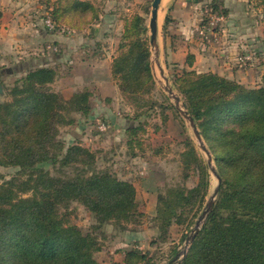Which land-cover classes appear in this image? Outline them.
I'll list each match as a JSON object with an SVG mask.
<instances>
[{"label":"rangeland","instance_id":"obj_1","mask_svg":"<svg viewBox=\"0 0 264 264\" xmlns=\"http://www.w3.org/2000/svg\"><path fill=\"white\" fill-rule=\"evenodd\" d=\"M153 1L9 2L14 6L11 16L6 18L12 23L10 27H22L21 23L13 24L19 20L24 22L26 19L32 25L38 19L47 34L44 44H55L53 42L57 40V44L61 42L63 46L50 44L41 53L60 56L55 67H44L56 74L53 83L48 86L49 90L68 100L76 95L89 96V114L70 112L64 120L72 118L74 123L60 124L57 140L66 145L79 143L89 148L97 155L96 170L108 171L119 180L133 184L137 190L138 206L143 217L140 224L128 225L127 230L110 222L94 229V216L79 203H72L62 210L71 224L97 237L100 251L95 256L103 264H125L124 260L128 261L131 253L146 257L138 264H169L174 259L176 262L173 264L182 263L187 242L194 235L197 222L218 187V178L209 167L207 156L199 147L190 125L161 86L160 83L165 80L159 69L164 70L170 85L184 103L179 87L182 80L189 79L192 73L216 74L246 89L264 88V0H162L158 15L160 66L154 61L155 50L151 46L149 24ZM22 9L28 10L27 16ZM0 12L2 22L5 17L1 5ZM121 13L124 25L117 31L115 24ZM49 20L52 27L48 25ZM98 23H101L98 32L87 35V46L81 44L76 35L86 27L94 30V25ZM4 28L7 29L6 26ZM17 35L12 39L13 53L7 55L0 52V82L4 89L0 102L12 101L13 89L23 84L27 72L40 69L34 68L35 61L28 56L39 54L30 50L34 48L32 42L26 45L18 40ZM72 37V43H68ZM29 38L33 39L32 35ZM17 46H28L29 49L19 53ZM81 47L83 50H80ZM66 49L72 50V63L66 57ZM111 50L116 53L114 60L118 55L126 56L116 66L114 60L111 63V75L114 77V72L121 85L126 78L132 85L137 84L132 77L133 63L145 50L150 55L153 81H146L134 97L123 94L119 89L120 96L115 101L103 100L100 104L94 83H91L93 73L89 69L93 70L101 57ZM59 78L63 81L59 82ZM62 89L66 90L65 94ZM102 104L109 112L101 109ZM130 126L139 128L135 137L126 133ZM202 137L213 156V167L220 175L213 143ZM187 157L189 159L185 163ZM18 171V168L0 167V183L10 180ZM203 174L208 180L207 191L194 193L185 212L177 210L178 220L173 218L167 234L162 235L159 228L162 225V217L158 214L159 196H165L171 188L191 192L199 186ZM218 198L219 193L216 202ZM135 259L131 258V263Z\"/></svg>","mask_w":264,"mask_h":264},{"label":"trees","instance_id":"obj_2","mask_svg":"<svg viewBox=\"0 0 264 264\" xmlns=\"http://www.w3.org/2000/svg\"><path fill=\"white\" fill-rule=\"evenodd\" d=\"M125 57L118 55L115 66ZM133 66L136 85L127 78L121 85L114 72L113 78L123 94L134 97L146 81H153L149 52L139 54ZM27 73L13 89L12 101L0 102V167L19 169L0 183V264H103L95 256L100 251L97 237L71 224L62 210L79 203L94 216V229L110 222L127 230L143 217L137 190L96 170L97 155L89 148L57 140L60 124L74 123L64 120L70 112L89 114L88 94L68 100L50 91L56 76L50 68ZM182 81L187 108L213 143L222 183L180 264H264V88L246 89L212 73H192ZM138 131L126 129L131 137ZM207 188L203 174L193 191L171 188L159 196L162 235L173 218L178 220L175 212H185L193 194ZM127 258L125 264H138L146 257L131 253Z\"/></svg>","mask_w":264,"mask_h":264},{"label":"crops","instance_id":"obj_3","mask_svg":"<svg viewBox=\"0 0 264 264\" xmlns=\"http://www.w3.org/2000/svg\"><path fill=\"white\" fill-rule=\"evenodd\" d=\"M11 0H0V5L2 6V9L4 11V17L3 21L0 22V32H2L0 34V52L1 53H7V55H10V53L12 52V46H13V41L12 39L17 35L18 40L21 41L22 43H27L29 44L30 42H32V45L34 48H30L31 51H35L38 52L39 54L35 57V55L33 54H29V57H32L31 61H35L34 68L39 67V68H44V67H55L58 59L60 58L59 55L53 54V53H48V54H41L44 47L47 46H51L50 44L52 43H48V44H44L46 41V39L44 38L45 35H47L45 33V30L41 28L40 24H39V20H36V23L30 25V23H28V21L25 19V21L23 22L19 20V22H13V24H17V23H21L22 27H19L17 25L10 27V25H12V23H9V21H7L6 18H8V15L11 16V12L14 11V6L11 4H9ZM24 1H31V0H24ZM33 3V2H30ZM12 7V8H11ZM22 11H25V15L27 16L28 13L26 9H22ZM21 13V11H19ZM123 13L120 14V18L119 20L116 22L115 27L117 29V31L121 30V27H123ZM8 23H7V22ZM101 23H98L96 25H94V30L89 28H85L84 30L81 31V33H78L77 36V40L81 41V44H84L85 46H87V41H88V34L94 32H98L99 30V26ZM26 25H29L28 27ZM7 27L4 28V27ZM31 30V31H30ZM29 35H32L33 39L29 38ZM21 37V39L19 38ZM72 39L73 37L69 40L68 43H72ZM57 40H55V44L52 45H59L61 48L63 47L61 45V42L59 44H57L56 42ZM51 42V41H50ZM65 43V40H64ZM64 45V44H63ZM66 46V45H65ZM19 50V53L24 52L26 49H29L28 46H17ZM82 49V47L80 48V50ZM83 50V49H82ZM65 54H67L69 61L71 60V58H74V55H71L72 50L71 49H66ZM51 54V55H50ZM116 56L115 50H111L110 52H106L101 58L100 61H98V63L96 64L95 68L91 71L89 69L90 73H93V78L91 79V83H94L95 89L97 91V95L100 98L99 102L100 104L104 101H110L113 100L115 101L119 96V88L117 85V82L113 79L112 75H111V63L113 62L114 58ZM34 57V58H33ZM86 60H88V58H86ZM70 63H72V61H70ZM22 65V64H20ZM60 80V78L58 79ZM63 80L61 79L59 82H62ZM63 87V86H62ZM66 88V87H63ZM64 94H65V89L61 90ZM104 104V103H103ZM103 104L101 105L103 110H106V108H103ZM109 109V108H108ZM107 112H109V110H106Z\"/></svg>","mask_w":264,"mask_h":264},{"label":"water","instance_id":"obj_4","mask_svg":"<svg viewBox=\"0 0 264 264\" xmlns=\"http://www.w3.org/2000/svg\"><path fill=\"white\" fill-rule=\"evenodd\" d=\"M161 3H162V0H154L153 1L152 11H151V19H150V24H149L150 31H151V46L155 50L154 61L158 64V66H160V61H159L160 47L158 44V35H159V16L158 15H159ZM159 70H161V73L164 76V80H165L164 83H162V82L160 83L161 86L163 87L165 92L168 94V97H170L174 101V105H175L176 110L181 114V116L190 125V127L193 131V134L195 135V137L197 139L199 147L207 156V163H208L209 167L211 168L214 176L218 178V187H217L212 199L207 204V207H206L205 211L203 212V216L198 220L197 229L194 231L195 232L194 235L192 236L191 240H189L187 242V246H186V249H185L184 255H183L185 257L188 253V248H189L190 244L193 242L194 238L198 234V231H200V226L205 222V220L207 219L208 215L211 213V211L215 205L217 195L219 193L220 185L222 183V178L218 174V171L216 170V168L213 167V156H212L210 150L208 149V147L206 146V144L203 140V137H202V133H201L194 117L190 114V112L187 108V105L182 101L181 97L174 91V89L170 85L169 79L164 74V70H162V68ZM3 95H4V89H3V86L0 82V96H3ZM174 262H176L175 259L169 264H173Z\"/></svg>","mask_w":264,"mask_h":264},{"label":"built area","instance_id":"obj_5","mask_svg":"<svg viewBox=\"0 0 264 264\" xmlns=\"http://www.w3.org/2000/svg\"><path fill=\"white\" fill-rule=\"evenodd\" d=\"M48 25H49L50 27H52V26H51V22H50V20L48 21Z\"/></svg>","mask_w":264,"mask_h":264}]
</instances>
